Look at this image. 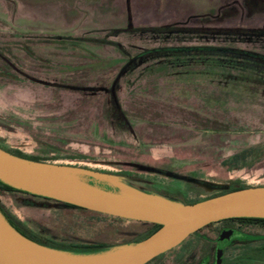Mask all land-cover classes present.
<instances>
[{
  "label": "rangeland",
  "instance_id": "obj_1",
  "mask_svg": "<svg viewBox=\"0 0 264 264\" xmlns=\"http://www.w3.org/2000/svg\"><path fill=\"white\" fill-rule=\"evenodd\" d=\"M148 26L168 28L140 29ZM231 27L264 28V0H0V147L113 173L182 203L232 183L264 184V66L248 64V73L241 56L211 65L157 49L264 55V33L215 29ZM0 202L56 240L116 243L147 226L16 190L0 192ZM225 225L244 240L223 248L221 264H264V224L238 220L204 225L146 264L213 260Z\"/></svg>",
  "mask_w": 264,
  "mask_h": 264
},
{
  "label": "water",
  "instance_id": "obj_2",
  "mask_svg": "<svg viewBox=\"0 0 264 264\" xmlns=\"http://www.w3.org/2000/svg\"><path fill=\"white\" fill-rule=\"evenodd\" d=\"M111 90L117 102L114 86ZM0 180L16 189L90 210L160 224L138 240L116 242L96 251H74L27 237L0 209V264H144L210 222L229 217H264V184L182 203L136 188L113 173L36 160L1 147ZM231 232L221 231L215 264H221Z\"/></svg>",
  "mask_w": 264,
  "mask_h": 264
},
{
  "label": "trees",
  "instance_id": "obj_3",
  "mask_svg": "<svg viewBox=\"0 0 264 264\" xmlns=\"http://www.w3.org/2000/svg\"><path fill=\"white\" fill-rule=\"evenodd\" d=\"M168 27L167 26H148V27H140V29H152V30H156V31H163L166 30ZM134 29V28H132ZM187 29H191V30H206V29H201V28H187ZM213 29V28H210ZM217 30L220 31H228L230 33L233 34H237V33H250V34H259L262 33V29L260 28H245V27H231V28H215ZM155 49V48H153ZM157 49H170L173 50L176 54V56H180L182 57H187L188 54H192V55H196V54H200V56L203 59H206V61L211 64V65H223V62H227L230 63V61L235 62L237 60L238 57H242L243 59V65H246V67L243 68L242 71H247L248 73H251V67H248V64H253L258 62L260 65L264 66V55L261 53H257L254 51H249V50H243L241 48H236V47H228L225 45H192V46H172V47H159ZM146 51H151L150 50H145ZM231 67V66H230ZM114 99V97H113ZM115 102V107L117 109V112L120 113V107L119 104L114 100ZM21 156H24L20 153H18ZM250 154V148L247 150H243L239 153H236L234 155V157H238V156H242V159L246 158V156ZM32 159H36V160H44L42 158L39 157H33ZM238 161H235V163H237ZM240 162V161H239ZM247 185L245 184H240V183H232L230 184L226 189H223L217 193H214L212 195H216L219 193H223L225 191H229V190H233V189H238L241 187H245ZM4 190H16V191H22L25 193H29L27 191H23V190H19L16 189L12 186H10L9 184L3 182L0 180V192L4 191ZM35 195V194H33ZM37 195V194H36ZM211 195V196H212ZM41 197H45V198H50V197H46V196H42L39 195ZM58 203H60L61 205L70 207V208H76L79 210H86V211H90L92 213H95V211L93 210H89L87 208L81 207V206H77L68 202H63L60 200H56ZM195 201V200H193ZM192 202V201H191ZM0 209L4 212V214L6 215L7 219L10 221V223L16 228L18 229L21 233H23L24 235H26L27 237H30L33 240H36L40 243L43 244H47L50 246H54V247H59V248H65V249H70V250H74V251H96V250H100L103 249L113 243H108V242H103V241H97V240H56L52 237H47V236H43L40 235L38 232H36L35 230H33L32 228H30L29 226H27V224H25L24 222L19 221L18 219H16L12 214H10L1 204L0 202ZM112 216V215H110ZM119 217V216H117ZM121 218V217H119ZM229 219H233V220H238V221H254V222H260L261 224H264V217H246V216H240V217H229V218H224L218 221H224V220H229ZM145 223H147L146 228H144V230H142L141 232H139L137 235H134L132 237L129 238H124L121 241H131V240H138L141 238L146 237L147 235H149L150 233H152L154 230H156L160 224L158 223H154V222H148V221H143ZM213 222H210L206 225H209ZM120 241V242H121Z\"/></svg>",
  "mask_w": 264,
  "mask_h": 264
},
{
  "label": "flooded vegetation",
  "instance_id": "obj_4",
  "mask_svg": "<svg viewBox=\"0 0 264 264\" xmlns=\"http://www.w3.org/2000/svg\"><path fill=\"white\" fill-rule=\"evenodd\" d=\"M254 28H257V27H254ZM259 28V27H258ZM260 29H262V33H264V28L262 27H260ZM262 33H259V34H262ZM257 34V33H256ZM143 53H146L145 51L144 52H141V54H143ZM138 55H140V54H137V55H133V56H131L129 59H131V60H133V59H135V57H137ZM118 114L120 115L121 113H119L118 112ZM128 220H130V218H127ZM135 220V219H134ZM233 221V219H229V220H224V221ZM222 230H231L232 232H231V234H230V236H229V238H228V241L224 244V247L225 246H227L228 244H230V243H232L233 241H235V240H244L242 237H241V234H242V232L239 230V229H237V228H235V227H233V226H231V225H225L223 228H221V230H220V232H219V234H218V236L216 237V242H215V248H214V252H216V246H217V240H218V237H219V235H220V233H221V231ZM127 239V238H126ZM184 240V239H183ZM182 240V241H183ZM181 241V242H182ZM179 244V243H178ZM175 246H177V245H175ZM169 250V249H168ZM167 251V250H166ZM165 251V252H166ZM165 252H162V253H160L159 255H161V254H163V253H165ZM152 259H154V258H152ZM151 259V260H152ZM151 260H149V261H151ZM149 261H147L146 263H148ZM214 262H215V255L213 256V260L210 258V256L209 255H203V256H201V258L199 259V261H198V264H214ZM146 263H144V264H146ZM176 264H189V262L187 261V260H185V258H183V257H181V256H179L178 258H177V260H176Z\"/></svg>",
  "mask_w": 264,
  "mask_h": 264
}]
</instances>
